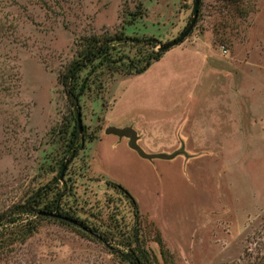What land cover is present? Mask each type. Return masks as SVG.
Wrapping results in <instances>:
<instances>
[{
	"label": "rangeland",
	"instance_id": "rangeland-1",
	"mask_svg": "<svg viewBox=\"0 0 264 264\" xmlns=\"http://www.w3.org/2000/svg\"><path fill=\"white\" fill-rule=\"evenodd\" d=\"M194 4L0 0V230L37 223L0 264H130L114 252L130 241L147 264H264V0H200L184 41L143 73L101 72L79 110L63 83L87 37L151 36L157 51ZM109 126H132L148 153L184 152L143 158ZM45 187L86 229L13 212Z\"/></svg>",
	"mask_w": 264,
	"mask_h": 264
},
{
	"label": "trees",
	"instance_id": "trees-1",
	"mask_svg": "<svg viewBox=\"0 0 264 264\" xmlns=\"http://www.w3.org/2000/svg\"><path fill=\"white\" fill-rule=\"evenodd\" d=\"M133 18L138 16L137 12L130 13ZM81 51L78 56L73 60V62L68 67L67 72L63 77V83L66 87L67 94L72 101L73 106L76 110H79L80 99L93 88L96 83L102 84L97 76L101 72L109 71L110 75L108 78L114 77L117 72L126 74H139L146 71L154 61L161 58L163 51L165 49L155 50L154 48L158 46V40L151 36H127L123 31L117 32L114 35L100 36H90L87 37ZM130 47L135 49L133 55L125 52L124 47ZM78 114V113H77ZM75 130L70 139V147L77 150L82 146L79 141L80 129L76 125ZM65 164V163H64ZM61 166V170L64 169L65 165ZM63 171V170H62ZM115 186L129 198L132 203L137 206V202L132 194L121 184H115ZM45 188L40 189L38 192L33 194V196L26 200L23 204L18 205L14 213L19 212L21 214H37L38 218H50V216L40 215V211H50L57 212L59 214L75 219L68 212H61L60 201L62 193L55 197L50 196L48 192H44ZM60 209V211H59ZM3 218L0 217V226L3 225ZM54 218V217H52ZM59 222L71 226L81 227L86 229L84 222L77 220L83 226L74 224L70 221L55 218ZM17 218H12L11 222L16 223ZM8 234L5 230H0V249H3L15 242L25 240L34 233L37 228V223L35 220H28L27 222L18 223ZM139 229L135 228L133 235L138 237ZM132 236V235H131ZM128 251H122L121 253L114 251L121 258L122 261L130 264H147L146 260L141 254L140 248L133 245V242L127 244Z\"/></svg>",
	"mask_w": 264,
	"mask_h": 264
},
{
	"label": "water",
	"instance_id": "water-1",
	"mask_svg": "<svg viewBox=\"0 0 264 264\" xmlns=\"http://www.w3.org/2000/svg\"><path fill=\"white\" fill-rule=\"evenodd\" d=\"M199 5H200V0H195L194 10H193V17L191 19L190 24L188 25L186 30L183 32V34L179 38H177V39L165 44L164 46L160 47L161 49L168 50V49L178 45L182 41H184V39L193 30V28H194V26H195V24L197 22L198 14H199ZM77 120H78V127H79L80 131H82V121H81V113L80 112H78V114H77ZM106 133L107 134H116V135H119L120 137H127L129 139L130 147L135 149L139 153L140 156H142L143 158H147V159H153V158L169 159V158H172V157L176 156L178 153H183L184 152V149H180V150H177V151L173 152L172 154H167V153H148L139 144V142H138V133L132 126H126V127H122V128L121 127H117V126H109L106 129ZM65 167H64V170H65ZM64 170L62 171V176H63ZM39 214L40 215H44V216H50V217H54V218L64 219V220L70 221V222H72L74 224H78L79 226H83L77 220L71 219L70 217L62 215V214H59L57 212L40 211Z\"/></svg>",
	"mask_w": 264,
	"mask_h": 264
}]
</instances>
